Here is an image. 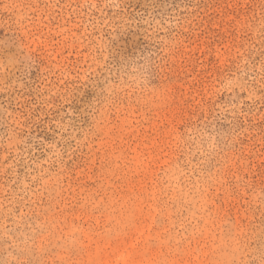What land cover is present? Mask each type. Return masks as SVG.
<instances>
[{"label":"rangeland","instance_id":"374dc122","mask_svg":"<svg viewBox=\"0 0 264 264\" xmlns=\"http://www.w3.org/2000/svg\"><path fill=\"white\" fill-rule=\"evenodd\" d=\"M137 188L159 264H264V0H0V264H90Z\"/></svg>","mask_w":264,"mask_h":264},{"label":"bare ground","instance_id":"6f19581e","mask_svg":"<svg viewBox=\"0 0 264 264\" xmlns=\"http://www.w3.org/2000/svg\"><path fill=\"white\" fill-rule=\"evenodd\" d=\"M144 157L146 158L144 159ZM131 160L134 165V171H137L139 168L141 169V167H144L145 170H149L150 165L154 164L155 158L153 153L149 152L146 155L142 153V150H138V148L135 147L133 149ZM93 161L94 160L92 159V164H94ZM125 193L122 199H126ZM126 195H132L135 199V204L133 203L132 206L126 209L129 213H133V215H125L122 220L116 222L118 224L125 222L131 226L132 233L129 237L120 236L119 241L111 244L107 239L100 240L95 236H90L85 231L80 232L87 240V243L84 245V251L86 252V260L90 264H159L163 260L159 247L154 249L144 248V242L150 236L152 224L155 220L154 204L150 202L151 200L154 201V192L149 193L147 190L137 188L136 192L128 189ZM144 203H146V205H144ZM87 217L89 218V221H92L90 216ZM110 220L111 218L108 217V221ZM188 252L187 254L183 253L182 256H190ZM189 253L192 252L190 251ZM186 258L184 257V259ZM195 258L200 262L197 254ZM200 259L202 260L201 257ZM179 262L173 260V262L171 261V264H180L181 262Z\"/></svg>","mask_w":264,"mask_h":264}]
</instances>
